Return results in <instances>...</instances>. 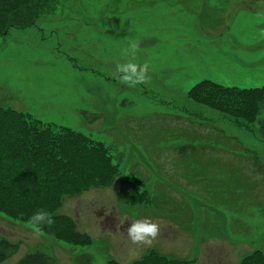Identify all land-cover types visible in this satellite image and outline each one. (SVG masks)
<instances>
[{
    "label": "rangeland",
    "instance_id": "obj_1",
    "mask_svg": "<svg viewBox=\"0 0 264 264\" xmlns=\"http://www.w3.org/2000/svg\"><path fill=\"white\" fill-rule=\"evenodd\" d=\"M21 1L28 6L18 7L20 21L0 28V107L16 113L0 118V241L15 247L0 264L36 253L52 264H264L260 175L212 170L203 181L170 150L142 148L160 139L158 150L182 144L181 130L191 138L196 124L227 132L264 164V140L246 119L264 118L262 109L223 92H188L203 81L264 87V0ZM129 61L148 66L146 83L129 87L114 77L116 64ZM230 105L238 116L222 113ZM27 117L84 138L69 154L64 185L56 165L11 154L26 139ZM95 141L110 151L104 169L94 165ZM54 145L52 154L66 148ZM226 156L204 158L232 162ZM37 211L53 223L30 224ZM143 219L158 235L132 243L127 228Z\"/></svg>",
    "mask_w": 264,
    "mask_h": 264
},
{
    "label": "trees",
    "instance_id": "obj_2",
    "mask_svg": "<svg viewBox=\"0 0 264 264\" xmlns=\"http://www.w3.org/2000/svg\"><path fill=\"white\" fill-rule=\"evenodd\" d=\"M19 1L20 0H0V28H2L4 25H7L9 23L10 24L13 23L14 21H20V14H19L20 10L18 11V7L22 4L21 6L25 8V6H28V4H24V2L26 1L24 2L22 1L19 2ZM198 87H200L201 92L207 93V94L215 93V96L217 95V93L221 94L223 92V94L221 95H225L226 99L227 98L232 99L233 97L235 98V100H238L248 110L255 111V109L257 110L260 108L262 109V111H264V88L258 89V90H236V89L222 88L216 85H212L208 82H204V83L199 84V86L194 87L192 90H190L189 95L190 93H193V92L197 93V90L199 89ZM209 99H212V100H209ZM203 100L214 102V98H210V97H205ZM232 104L238 105L239 103L238 102L233 103L232 101ZM239 109L240 108H238V106L236 109H233L232 106L230 105L227 110L222 109V113H225L229 116H238ZM7 113L16 115L15 112L10 111V110L8 111L0 107V118L2 117V114H7ZM18 115L19 114H17V116ZM246 119H249L247 123L250 125L251 128L259 129L258 134L260 138L264 140V118L262 119L253 118L250 116V118H246ZM257 122H258L259 127L256 126ZM25 123H26L24 124L25 129L24 131L21 129V132L22 134L25 135L26 139H24L22 143H19L16 146H12L11 147L12 149H10L11 154L15 157L19 155L28 157L30 161L31 160L33 161V163H41V159H42L48 164L56 165L57 169L59 168L58 171L56 170V173L58 174L59 171H61V173H59L58 175H60V179L63 182L62 184L64 185L66 182L65 175L69 173V172L65 173V171H67L69 168H72V164L71 165L69 164V162H71V160L69 159L71 158V155L69 154L76 153L75 147L80 142L85 143L84 138L69 129H64V128L56 129V128L48 127L49 129L54 130V132L49 131L46 128H44L43 124H39V122L32 117H27L25 120ZM25 131L28 133L26 134ZM181 132L183 133V136H181L180 138H184L185 140V142L182 144H179V145L172 144L167 149L158 150L159 145L166 143L164 139H160L156 142H151L149 145H146L144 147L142 146V148L146 150L155 149V151H158V152L160 151V155L163 154L166 150H170L171 153H174L178 157L183 159L186 165L190 164L189 166L191 169L190 173L195 174L193 175V177L202 179L203 181L210 180L208 176H210V171L212 170H218L221 172H224V171L228 172L229 170H232L233 174H236V173H240L242 170H247L248 168H250L249 171H252L253 173L256 171H260L264 177V172L262 171V167H261L262 164L259 161L256 154H254L253 152L250 154H246L248 151L242 150L241 146L238 145L236 141L233 142L230 139L229 140L226 138L223 139L221 134L219 135L214 134L213 131L206 132V131L194 129V130H191V132L193 133L191 138L187 134L186 130H181ZM186 138L189 139L188 142ZM211 138H213V140L220 138L221 144L224 147H226L229 144H234L237 150L236 148L233 149L232 147H227L228 149L227 150L221 145L219 146V148H215V142L211 141ZM198 140H200L201 142H198ZM53 143L58 145L57 147L58 150L60 147H66V148H64L65 150L64 149L59 150V154H56V153L52 154L55 148V145ZM30 147H31V150H28V148ZM90 148L93 151L97 152L96 159H95L96 162L94 163L95 167L104 169V166L101 164V161H102L103 154L104 153L109 154L108 152H110L107 145H105L102 142L95 141L94 144L90 146ZM223 151L230 152V156L232 157H229V156H226V157L230 158L232 162H229V163L225 162V163L220 164L217 162V160L212 161V162H211V159L208 162L205 161L204 155L207 152L220 153ZM242 153L246 155H242ZM188 155L190 156V160L186 159V156ZM200 155L203 156L202 161H200ZM241 156H243V158H240ZM156 157H157V154H156ZM194 159L196 161L192 162V160ZM242 159L246 161V165H242L239 163L241 162ZM63 160H66L65 163L68 161V164H63L62 163ZM131 176L132 178H135L136 174H131ZM216 176H220V175H216ZM1 183H0V186H1ZM173 184H177V181L173 182ZM77 186H80V185H77ZM82 190H84V188ZM125 191L126 189L124 188V185H123L121 188V195H124ZM60 192H64V190ZM187 192L188 194H190L188 190ZM54 197L57 201L61 198V194L54 195ZM153 201L154 200L152 199V203ZM152 206L154 205L152 204ZM8 251L9 253L14 252L15 247L12 246L9 242L0 241V262L3 261L4 258H6ZM159 259L160 258L156 260H159ZM47 261L51 263V261L48 258H45L42 255L36 253L32 255H27L22 261H20L19 264H47L46 263ZM49 262L48 264H50Z\"/></svg>",
    "mask_w": 264,
    "mask_h": 264
},
{
    "label": "clouds",
    "instance_id": "obj_3",
    "mask_svg": "<svg viewBox=\"0 0 264 264\" xmlns=\"http://www.w3.org/2000/svg\"><path fill=\"white\" fill-rule=\"evenodd\" d=\"M131 55H136V46L132 45ZM148 66L138 65L134 62L117 63L115 66L114 77H118L129 87L141 85L147 82ZM29 223L39 228L41 225H51L52 218L45 211L34 212L29 217ZM159 226L147 219L134 220L127 228V236L132 243H150L151 239L158 235Z\"/></svg>",
    "mask_w": 264,
    "mask_h": 264
}]
</instances>
